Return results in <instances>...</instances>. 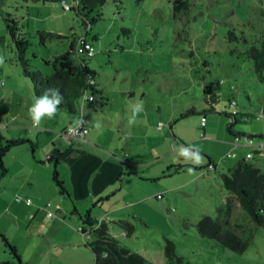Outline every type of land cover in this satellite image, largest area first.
<instances>
[{
	"label": "rangeland",
	"instance_id": "obj_1",
	"mask_svg": "<svg viewBox=\"0 0 264 264\" xmlns=\"http://www.w3.org/2000/svg\"><path fill=\"white\" fill-rule=\"evenodd\" d=\"M62 1L69 4L0 0V155L7 169L0 175V264L94 261L84 245L94 239L81 220L87 207L73 212V202L53 181V160L46 163L53 135L60 137L58 115L68 114L61 110L45 115L33 125L28 114L35 103L32 84L16 59L5 18L14 19L17 33L28 40L29 66L42 75L52 72L44 61L67 50L71 30L84 34L94 49L88 66L96 74V88L107 98L96 110L84 105L95 144L139 163L134 167L140 177L157 174L150 162H172L163 177L132 180L136 194L145 197L135 209L138 218L131 220L132 235L106 220L123 248L140 254L147 264H165L169 239L180 264H264V226L237 209L235 194L221 179L242 159L264 169V155L246 157L253 149L264 152V82L256 79L249 61L231 51H243L260 38L264 0H188V11L178 16L173 15L174 0H106L89 13L92 22L87 27L74 7L63 10ZM230 31L236 36L233 42ZM38 32L61 38L41 43ZM214 80L219 82L218 101L211 108L202 87ZM190 109L194 112L184 115ZM202 118L206 127L200 138ZM117 126L121 133H116ZM31 133L33 137H27ZM235 135L249 137L254 145L232 144ZM18 138H32L36 162L28 142L1 152ZM145 166L153 168L143 171ZM205 215L246 239L247 248L235 252L201 236L196 224ZM82 227L89 231L88 240Z\"/></svg>",
	"mask_w": 264,
	"mask_h": 264
},
{
	"label": "trees",
	"instance_id": "obj_2",
	"mask_svg": "<svg viewBox=\"0 0 264 264\" xmlns=\"http://www.w3.org/2000/svg\"><path fill=\"white\" fill-rule=\"evenodd\" d=\"M105 1L72 0L71 3V0H69V4H71V8L74 7L75 13L81 17L82 25L87 27L92 22L89 13L96 6L103 5ZM188 9V0L173 1L174 16L185 13ZM4 20L6 21L7 31L11 35L15 45L16 59L19 62L22 73L31 81L34 100L44 96L46 90L58 89L59 96L62 99L56 106L55 112L64 110L73 115L79 113L81 100L84 95H92V100L85 99L83 101L87 105V108L96 110L106 104L107 98L103 96L102 90L96 88V74L88 66V59L93 56L94 49L84 34H75L71 30V40L67 50L62 54L53 56L50 60H45V64L51 66L52 72L49 75H42L39 70H33L29 66L26 51L30 45L28 40L23 38L22 34L17 33L15 20L10 18H5ZM38 34L41 43H44L46 38H61L60 35L51 32H38ZM234 40H236V36L230 31L229 41L233 42ZM81 41H86L91 45L93 49L92 54L89 55L84 48H81ZM244 41L246 42V39ZM231 51L237 52L244 60L249 61L252 64V70L256 79L264 82V29L261 32L260 38L256 40V44L252 43L243 51H239L237 48ZM218 89L219 82L216 80L203 83V98L211 108L218 101L216 93ZM47 94L49 99L54 98L51 92ZM232 104L234 105V102ZM193 112V109H190L184 115ZM237 114L234 112L231 115L233 122L237 121ZM228 129L231 131V125L228 126ZM24 142L33 144V142L25 138L13 139L7 142L6 147L2 148L1 152L8 149L9 146L19 145ZM258 152L259 150H254V153ZM0 168L2 173H4L5 168L2 165L1 155ZM176 170L177 168L174 169V171ZM221 179L224 188L237 197L240 210L245 212L256 225L264 226V169L261 170L254 164L242 159L234 167L228 169V173H222ZM53 181L59 190L63 192L62 184L57 178L55 169L53 170ZM81 220L83 224L88 225L89 231L94 236L93 240L84 243L93 254V264H147L143 256L123 248L111 236L109 222L91 219L87 213L81 217ZM111 223L118 226L126 236L132 235L135 231L134 224L130 220L117 219L112 220ZM196 227L201 236L213 239L232 251L242 252L247 248L248 241L246 239L236 235L228 227L208 215L203 216L196 224ZM89 231L84 227L81 228L82 234L86 233L89 235ZM164 256L166 259L165 264H180L182 261L181 257L175 252V244L169 239L165 240Z\"/></svg>",
	"mask_w": 264,
	"mask_h": 264
},
{
	"label": "crops",
	"instance_id": "obj_3",
	"mask_svg": "<svg viewBox=\"0 0 264 264\" xmlns=\"http://www.w3.org/2000/svg\"><path fill=\"white\" fill-rule=\"evenodd\" d=\"M81 104L84 113V105L86 104H84L82 100ZM66 114H68L67 118L66 115H62L61 113L58 115V117H62L58 126L60 129L59 134L61 130L71 124L78 115V113L73 115L67 112ZM205 127L206 122L204 125H201L200 122V138H203L205 135ZM116 129V133L122 132L121 126H117ZM27 137H33V134H28ZM119 137L122 138L123 135L121 134ZM61 138V134L60 137L53 135L51 146L45 150L47 152L46 163L49 164L50 161L53 160L57 178L61 182L63 189V192L59 191L61 194H66L73 202V212L81 213L80 206L85 205V207H87L85 214L87 213L91 219L96 221L97 217L105 221L107 219L109 221L117 219L131 221L132 219L138 218L135 209L143 204L145 197H140V195L136 194V183L132 180H137V178L151 180L159 176L163 177L165 176V172H169L170 167H173L171 161L162 163L158 161L155 163L150 162V165H155L157 174H151L153 176H150V178H146L145 176L140 177L136 175L134 167L139 165V163L124 161L116 155L107 152L108 150L104 151L99 148L97 144H95L97 140L92 135L91 129H89L88 133L81 139L66 141ZM26 139L33 142L32 138ZM30 145L31 156L32 159L35 160L34 158L37 156L34 150L35 143L33 142V144ZM254 150L255 149L252 150V156L253 154L264 155L263 151L259 150L258 153H254ZM125 154L126 153H124V155ZM34 162H36V160ZM41 163H43V160H41ZM148 163L147 161L146 164ZM129 164L133 165V168L130 169L128 167ZM126 165H128V168ZM3 167L5 168V172L2 173V171H0L1 176L7 172L6 167L4 165ZM151 168L153 167L145 166L142 170L149 171ZM175 172H178V168ZM149 197H151V195ZM234 202L237 209L240 210L236 196L234 197Z\"/></svg>",
	"mask_w": 264,
	"mask_h": 264
},
{
	"label": "built area",
	"instance_id": "obj_4",
	"mask_svg": "<svg viewBox=\"0 0 264 264\" xmlns=\"http://www.w3.org/2000/svg\"><path fill=\"white\" fill-rule=\"evenodd\" d=\"M71 3H72V0H71ZM60 4L64 10H70V8H71V4H67L63 1L60 2ZM81 48H84L89 55L93 53V49H92L91 45L89 43H87L86 41H81ZM91 96L92 95H89V96L84 95L82 102L85 99L92 100ZM204 123H205V119L202 118L201 125H204ZM89 127H90V122H89L88 118L84 116L82 104H81L80 109H79V113H78L75 121L72 124L67 125L60 132V134H61L62 138L65 139L66 141H71L74 139H81L88 133ZM239 143L246 145V146H253L254 145L253 140L250 139L249 137H245L242 139L240 136L235 135L234 139H233V144H239ZM261 144H263V143H261ZM227 156H231V154H227ZM251 156H252V154L248 153L246 157L250 158ZM208 167L212 168V165L209 164ZM47 215H50V213L48 212ZM85 238H86V240H88V238H89V235L86 233H85Z\"/></svg>",
	"mask_w": 264,
	"mask_h": 264
},
{
	"label": "clouds",
	"instance_id": "obj_5",
	"mask_svg": "<svg viewBox=\"0 0 264 264\" xmlns=\"http://www.w3.org/2000/svg\"><path fill=\"white\" fill-rule=\"evenodd\" d=\"M3 60L0 58V63ZM48 92L52 93L53 99H49ZM62 98L59 96L58 89L46 90V94L35 100V103L29 108L28 114L33 121L34 126H38L42 117L45 115L52 116L55 114L56 106L60 103ZM184 155H188V150L185 149L183 152Z\"/></svg>",
	"mask_w": 264,
	"mask_h": 264
}]
</instances>
